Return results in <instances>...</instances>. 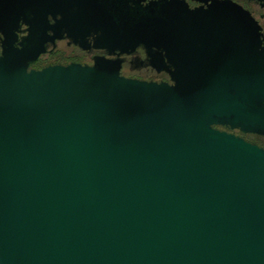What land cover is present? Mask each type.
I'll list each match as a JSON object with an SVG mask.
<instances>
[{"label": "water", "instance_id": "1", "mask_svg": "<svg viewBox=\"0 0 264 264\" xmlns=\"http://www.w3.org/2000/svg\"><path fill=\"white\" fill-rule=\"evenodd\" d=\"M26 54H0V264H264V147L213 126L264 133V59L228 46L167 82Z\"/></svg>", "mask_w": 264, "mask_h": 264}, {"label": "flooded vegetation", "instance_id": "2", "mask_svg": "<svg viewBox=\"0 0 264 264\" xmlns=\"http://www.w3.org/2000/svg\"><path fill=\"white\" fill-rule=\"evenodd\" d=\"M91 2L94 11L76 9L73 13L74 18L79 20L78 27L70 26L63 34L50 41L34 61L25 62L29 68H41L64 62L93 64L96 59L108 61L118 59L121 62L120 73L125 76L172 82L168 69L173 70L178 66V60L184 62L186 66H197L213 56L216 50L223 56L224 49L228 46L239 48L240 52L244 50L246 54L249 51L251 57L260 56L264 59V0H109L106 3L91 0ZM151 3L156 5L151 17L160 23L166 17L172 19L168 10L174 4L181 8V19L187 10L201 9L202 14L194 15V19L198 22L201 20L202 27L185 30L178 27L161 28L160 31L157 29L159 33L150 28L141 32L126 29L130 21L140 18V11L132 13V9L139 6L147 7ZM0 15L3 17L2 11ZM26 15V10L22 8L14 20L2 21L1 26L8 29L6 34L0 33V54L12 50H26L21 38L27 33ZM226 19L235 20L244 35H237L236 31L225 35L224 28L219 32L218 26L224 25ZM46 32L51 34L53 30ZM162 38L172 47V61L166 58L167 49L157 47V42ZM252 50L254 54L251 53ZM131 55H139L148 60L155 58L165 65V68L157 69L151 64L135 68L129 61ZM192 57L195 58L194 61L191 60ZM213 126L264 147V133L259 129L233 123L230 119H224Z\"/></svg>", "mask_w": 264, "mask_h": 264}, {"label": "rangeland", "instance_id": "3", "mask_svg": "<svg viewBox=\"0 0 264 264\" xmlns=\"http://www.w3.org/2000/svg\"><path fill=\"white\" fill-rule=\"evenodd\" d=\"M99 1L101 3H106L109 0ZM154 6L156 5L151 3V5L147 7L139 6L136 9H132V13L138 10L140 11V18L132 22L130 21L126 29L141 32L150 28V30L155 29L159 33L162 24L160 21L151 17ZM22 8L27 12L25 17L27 33L21 37L22 43L27 51L26 56H23L25 62L35 59L39 51L44 50L45 46L50 43V41L54 40L56 36L63 34L70 26H73L74 28L78 27L79 20L74 18L73 13L76 9L87 10L90 12L94 11V6L91 0H80L77 2L76 0H0V12L2 11L3 14V17L0 15V33L6 34V30L8 29L6 26H1L2 21L4 19L14 20L20 11H22ZM168 11L172 19L177 21L181 20V8L179 6L174 4ZM191 14L190 16H192ZM62 18L65 20H60ZM84 26H86L85 23ZM186 26H188V24L182 25V30H185ZM48 30H53V32L49 34L46 32ZM161 33H163V31ZM157 47L160 49H168L169 46L167 45L166 40L162 38L157 42ZM129 61L135 68H139L146 64H151L157 69L165 67V65L155 58L148 60L139 55H131ZM109 62H111V60H109ZM115 62L118 66H121L120 60L117 59Z\"/></svg>", "mask_w": 264, "mask_h": 264}, {"label": "trees", "instance_id": "4", "mask_svg": "<svg viewBox=\"0 0 264 264\" xmlns=\"http://www.w3.org/2000/svg\"><path fill=\"white\" fill-rule=\"evenodd\" d=\"M36 59V58H35ZM35 59H33L32 61H34ZM97 60V59H96ZM96 60L94 61V63L96 62ZM102 61H105V59H103ZM66 63H68V62H64V64H66ZM83 63V62H82ZM28 68H29V66H28Z\"/></svg>", "mask_w": 264, "mask_h": 264}]
</instances>
